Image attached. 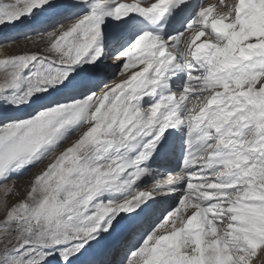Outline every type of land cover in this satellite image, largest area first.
<instances>
[{"label":"snow or ice","instance_id":"snow-or-ice-1","mask_svg":"<svg viewBox=\"0 0 264 264\" xmlns=\"http://www.w3.org/2000/svg\"><path fill=\"white\" fill-rule=\"evenodd\" d=\"M19 40L0 264H264V0H0Z\"/></svg>","mask_w":264,"mask_h":264},{"label":"rangeland","instance_id":"rangeland-1","mask_svg":"<svg viewBox=\"0 0 264 264\" xmlns=\"http://www.w3.org/2000/svg\"><path fill=\"white\" fill-rule=\"evenodd\" d=\"M3 44V41H0V45ZM27 47H31V41H24V40H19L17 44L15 45H7L6 47L0 46V59H4L8 56L10 52H14L18 49L22 50ZM0 83H3V75L0 74ZM44 165H41V168H43ZM40 169H36V171H39ZM31 177L29 176L28 179ZM20 185L27 186V181L26 180H20ZM4 198V190L0 188V200H3ZM15 202V198L10 199V203ZM3 215V210L0 209V217Z\"/></svg>","mask_w":264,"mask_h":264},{"label":"bare ground","instance_id":"bare-ground-1","mask_svg":"<svg viewBox=\"0 0 264 264\" xmlns=\"http://www.w3.org/2000/svg\"><path fill=\"white\" fill-rule=\"evenodd\" d=\"M209 2L211 3V2H215V0H209ZM109 63H111V61H109Z\"/></svg>","mask_w":264,"mask_h":264}]
</instances>
